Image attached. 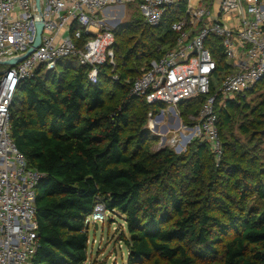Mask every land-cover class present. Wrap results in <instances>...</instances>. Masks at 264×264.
<instances>
[{
  "label": "trees",
  "instance_id": "16d2710c",
  "mask_svg": "<svg viewBox=\"0 0 264 264\" xmlns=\"http://www.w3.org/2000/svg\"><path fill=\"white\" fill-rule=\"evenodd\" d=\"M184 2L168 8L158 26L142 17L140 24L127 26L139 32L140 41L120 44L118 81L107 77L114 65L109 59L97 65L92 83L90 65L68 56L53 70L41 66L18 83L9 106L10 136L27 166L42 174L35 196L37 246L29 264H84L88 228L83 222L97 201L124 220L127 264H264V176L244 146L221 134L234 112L246 113L244 98L264 87V77L217 107L218 164L201 141L184 154L167 147L150 150L142 127L148 111L161 110L163 103L136 97L140 112L127 111L131 83L141 68L174 45L177 34L170 25L183 13ZM130 4L139 12L137 3ZM89 37L82 33L76 46L82 49ZM213 57L223 65L219 50ZM259 97V105L239 122L251 136L264 131V93ZM203 100L178 105L190 107L195 123Z\"/></svg>",
  "mask_w": 264,
  "mask_h": 264
},
{
  "label": "built area",
  "instance_id": "2783aa9c",
  "mask_svg": "<svg viewBox=\"0 0 264 264\" xmlns=\"http://www.w3.org/2000/svg\"><path fill=\"white\" fill-rule=\"evenodd\" d=\"M185 0L184 11L170 25L177 34L174 45L159 59L142 67L130 92L148 104L163 103L173 109L179 103L202 97L194 130L216 164L222 155L217 107L251 90L264 77V0ZM181 0H0V61L20 57L35 37L34 21L44 22L40 45L13 66L0 65V264H29L37 246L36 185L42 174L26 164L11 136L9 106L20 80L41 66L53 70L64 57L90 65L87 77L95 83L99 56L113 64L109 30L91 36L98 14L113 6L137 3L143 21L158 26L168 8ZM90 35L79 49L75 40ZM224 63L218 66L213 51ZM104 204L97 201L84 225L105 221ZM89 242V240H88ZM88 253V252H87ZM85 264V262H84Z\"/></svg>",
  "mask_w": 264,
  "mask_h": 264
},
{
  "label": "rangeland",
  "instance_id": "374dc122",
  "mask_svg": "<svg viewBox=\"0 0 264 264\" xmlns=\"http://www.w3.org/2000/svg\"><path fill=\"white\" fill-rule=\"evenodd\" d=\"M190 3H195V0H191ZM139 13L133 4L113 6L98 14L97 20L101 22L97 23V29L90 27L91 36L102 30H109L115 33L112 40L105 41V47L111 48L113 51L114 65L108 71L107 77L109 79L115 81L120 79L118 77L122 64L120 44L123 45L129 39L133 42L140 41L139 32L128 30V27L132 28L133 25L140 24L142 15ZM131 36L132 38H129ZM105 53L106 50L99 56L101 64L109 59V57H105ZM118 93L119 90L115 88L114 94L117 95ZM260 93H264V87L256 93L246 94L244 98V102L248 105L246 113H232L231 124L224 127L221 134L224 140H229L236 147L244 146L247 151V157L256 161L257 167H261L264 176V132H261V135L254 134L251 136V132L242 130L239 123L246 114L248 115L252 107L259 105ZM132 97L127 111L135 115L140 112L141 108L139 99L134 95ZM189 111L190 107L185 106V103L177 105L173 109L164 104V108L157 112L148 111L146 122L142 129L145 135L148 136L151 151L167 147L177 154H184L188 152L192 143L201 141L197 131L194 130L196 122L194 123L192 118H189ZM252 195L250 193L248 199ZM250 202H254L252 198ZM105 218L103 223L97 225L98 228L95 229L94 226L88 227V257L85 264H127V248L122 241V235L128 236L124 220L118 212L110 211L106 213ZM100 246L104 248L100 249Z\"/></svg>",
  "mask_w": 264,
  "mask_h": 264
},
{
  "label": "water",
  "instance_id": "95a60500",
  "mask_svg": "<svg viewBox=\"0 0 264 264\" xmlns=\"http://www.w3.org/2000/svg\"><path fill=\"white\" fill-rule=\"evenodd\" d=\"M34 3H35L36 11L39 13L41 11L40 0H34ZM34 26H35V37H34V40L31 44V46L27 49L25 54H23L20 57H14V58L2 60V61H0V65H5V66H9V67L13 66L14 64L22 61L25 57H27L31 52H33L40 45L41 33L43 30V26H44L43 20L41 18H37L34 21ZM95 227H96V225H95Z\"/></svg>",
  "mask_w": 264,
  "mask_h": 264
},
{
  "label": "crops",
  "instance_id": "0c3cea01",
  "mask_svg": "<svg viewBox=\"0 0 264 264\" xmlns=\"http://www.w3.org/2000/svg\"><path fill=\"white\" fill-rule=\"evenodd\" d=\"M244 94H245V93H244ZM236 96H237V95H236ZM236 96H235V97H236ZM94 227H95V226H94ZM96 228H97V227H95V229H96ZM103 246H104V245H103ZM103 246H100V249H101V248H104Z\"/></svg>",
  "mask_w": 264,
  "mask_h": 264
}]
</instances>
